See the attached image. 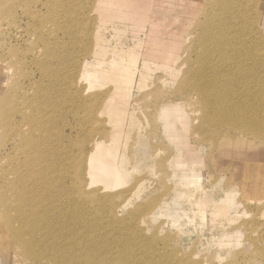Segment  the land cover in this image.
<instances>
[{"label":"bare ground","instance_id":"obj_1","mask_svg":"<svg viewBox=\"0 0 264 264\" xmlns=\"http://www.w3.org/2000/svg\"><path fill=\"white\" fill-rule=\"evenodd\" d=\"M86 3L84 7L89 2ZM65 4L60 3V7ZM90 5L84 8L87 14L82 16L83 21L76 14L81 23L76 18L73 22L74 14H68L75 10L69 9L72 5L60 9L64 14L57 11L63 16L51 15L56 8L50 6L53 12L49 14L54 16L50 17L51 23L47 22L48 28L46 25L41 29L42 33L45 29L46 36H37L45 44H41L43 50L38 48L42 54L33 53L29 60L21 58L22 62L14 60L26 65L27 59L39 77L26 79L27 87H17L19 91L13 85L11 89L6 86L8 91L3 100L0 98V141H4V148L0 143L4 150L0 157V264H153L150 257L160 259L152 246L158 239L151 243L141 237V219L154 215L148 210L150 205L139 207V213L145 211L137 222L133 216L122 220L117 216L118 209H125L128 203L124 193L117 190L132 180V174L147 159L152 143L144 131L153 121V130H160L165 141L175 147H188L190 130L194 141L201 139L200 135L212 141L223 132L226 137L263 142L264 38L259 29V0H92ZM21 9L26 11V7ZM161 14L169 19L155 22ZM79 25L86 39L80 40L85 43L82 58L77 57L81 58L79 62L73 60L74 65L70 63L65 68L66 64L59 61L66 52L58 46L67 45L68 32L74 36ZM16 32V37L21 38L23 32ZM54 35V42H49ZM68 47L65 49H72V45ZM57 48L64 55L60 56ZM68 55L66 62L70 60ZM14 57L8 55L3 62L9 79L18 74ZM52 59L57 62L52 64L54 68L49 64ZM61 68L67 71L61 73ZM167 85L176 87L167 93ZM65 105L68 106L64 108ZM150 108L152 114H146ZM70 112L77 119L78 129L60 121ZM89 125L96 128L87 142V151L82 147L75 158L72 131L75 138L81 132L86 135ZM176 159L171 163L175 182L188 167ZM163 167L161 163L159 168ZM157 169L155 174L161 180ZM208 201L202 198L194 206L202 208ZM230 203L228 200L223 206ZM211 209L207 215L212 223L228 218L231 210ZM181 259L174 256L177 264H191Z\"/></svg>","mask_w":264,"mask_h":264},{"label":"rangeland","instance_id":"obj_2","mask_svg":"<svg viewBox=\"0 0 264 264\" xmlns=\"http://www.w3.org/2000/svg\"><path fill=\"white\" fill-rule=\"evenodd\" d=\"M22 1L23 0H20V1L19 0H9V1L0 0V98H2V96L4 95V92L6 93L7 88L8 89L9 87L10 89L12 88V85L15 88V90L16 89L18 90V88H21V86L25 88L28 85L26 82V79L29 78V81H33L39 77V73H37L38 71H35V67L30 66L29 64L30 62L28 60L30 56L35 55L33 53L41 52L42 54V51H39L38 48L40 50H43L42 47L45 44H43L44 41L40 39L38 40L37 36L39 37L41 35L46 36L45 34L46 32L44 33L45 29L43 30V33L41 29H43V27H46L47 22L50 21L51 23L52 18L50 17H53L54 15H57L58 13H59L58 15L63 16L64 13L61 12L60 9L61 10L67 9L68 5L70 6L72 5L71 7H69V9L71 10L75 9L76 13L74 10V12L71 11L68 14L69 15L74 14L73 15L74 19H72L74 22L75 18L77 17L76 14L81 16L82 18L84 14H87L86 13L87 10L85 9L86 8L88 9V7L91 6L90 4L92 3V0H89V1L88 0H85V1L77 0L80 3L83 1V3L81 4L77 3L76 0H65L66 2L63 0H57L59 3L54 0L52 1L47 0V2L46 0H37V1L36 0H24L23 3ZM86 1H88L89 3L87 2L88 3L87 7H84L86 6L85 5ZM259 1H260V5H259L260 8L258 7L259 12H260L259 29H261V33H262L261 35L264 38V0H259ZM20 2H21V7L18 6ZM36 2H40L42 3L41 5H44V6L41 7V5H39V3H36ZM53 2L54 4L57 2V4H59V7L57 4H55L57 6L55 7ZM26 3H28L29 6ZM60 3H63L65 5H67L68 3V5L67 6L63 5L64 7L61 6L63 7L61 8ZM50 4L52 5L53 8H56L55 12L51 11L52 8H50L51 6ZM8 5L10 7L13 6L14 9L12 8L13 10H11V8ZM16 5L20 9H18ZM22 5L26 7V11L21 9V8L25 9V7H22ZM33 6L36 8H33ZM46 6L48 7L46 8ZM74 6L77 7L78 10ZM82 6H83V10H81ZM27 9L28 10L30 9L29 13ZM46 9L48 12L46 11ZM79 9L81 11H79ZM14 11H16V14L17 13L18 14L16 15ZM43 11L44 13H42ZM49 11L53 12V13L50 12L51 15L54 13L55 14L53 16H50ZM57 11H60L63 14ZM82 11H84L85 13ZM38 13L40 14L41 17L39 16ZM27 14H29V16ZM37 16L39 18H37ZM42 16L44 20L42 19ZM79 16L78 18H76V20L80 19ZM29 17H31L32 19ZM35 18H37L38 20ZM164 18H166V20L167 18L169 19V17L165 16L164 14L158 15L156 17L155 22L157 21L159 23L160 21H163ZM69 20L71 19H68L67 22H69ZM83 20L84 19L82 18L81 21ZM39 21L42 22V26H40L41 22ZM43 21H45L44 24H43ZM78 22L80 21L78 20ZM69 23H66V25H68ZM75 23H77V21ZM9 24L11 25V27ZM25 25L27 27H25ZM49 25L50 24L48 23L47 28ZM79 26L81 27H79V30L77 31L78 33L74 31L73 32L74 36H70L72 35V33L68 32V39L64 38V41L66 39L73 40L74 38L77 37L76 40L79 41V44L81 47L79 46L78 42L75 41L74 39V41H71V42L69 40L71 44L68 41L67 42L65 41L67 45L60 44V46H58L61 51H63L64 53L66 52L65 55L63 52L59 50V48H57L58 50L57 52L60 53V56L61 54L65 56V59L63 58L64 57L63 56L60 61L64 62L67 59L66 55L70 53L74 54V55H71V54L68 55V60L70 59L69 62L65 61L66 63L65 62L61 63L59 61L61 65L66 64L65 66H63L65 68H67V66L70 63H72L73 60H74L73 63H76L75 60H78L77 62H79L80 59L82 58L81 57L83 53L82 51L84 50L83 49L81 50V48H83V45L85 43L83 42L82 44L81 41L82 40L86 41V39L85 38L83 39V36L80 33L81 30L84 29L83 26L82 25H79ZM9 27L12 29H10ZM17 28H19V30H17ZM26 30H28L29 32ZM16 31L20 33L22 32L24 33V34L22 33L21 38L16 37L17 35ZM30 32H32V34ZM58 33L59 34L57 36L60 39H63V37L61 36V33L60 32ZM74 33H76L77 35ZM35 34H39V35L35 36ZM27 35H31V36L27 37ZM50 37H49L50 39L49 42L51 41L54 42L53 40H55V35L54 37L53 36H50ZM31 40H34V42H37L36 45ZM30 41L32 42V44L30 43ZM74 42H77V43H74ZM13 43L14 45H12ZM24 43H26V45ZM262 43L264 45V41H262ZM29 44L32 47L29 46ZM41 44H43L42 47H41ZM70 45H72V49L71 47L70 49H68L69 48L68 46ZM73 45L76 46V47L74 46L76 49H74ZM18 46L19 47L21 46L22 48L21 47L18 48ZM27 46H29L30 48L29 47L25 48ZM66 46L68 47L66 48L67 50L65 49ZM13 47H15L16 49ZM11 48H13L12 51L14 52L13 53L11 51L12 54L10 53V50H9ZM52 48H50L49 50L51 49L54 50L56 47L53 46ZM77 48H79L80 51L77 50ZM31 49L32 51L30 52ZM19 50L20 51L25 50L27 53V56H26V53H24L25 51L20 52ZM68 50L70 51L67 52ZM263 50H264V46H263ZM7 52H8V55H12L13 57L17 54L16 55L17 58L14 57L12 58V60H13L14 65L17 64L19 66V67H16V69H14L16 70L18 74H15L16 75L15 77L11 75L12 78L10 77V79H9L10 74H7L5 71H3V64H4L3 62L8 60ZM17 52L18 53L20 52L21 55L18 54ZM74 56H75V59H74ZM25 57L28 60L24 59L25 61H27V62L25 61L24 62L26 63L27 66L31 67V69L26 67L24 63L18 64L17 63L18 61L14 62L15 59L20 60L22 62L23 59L21 58H25ZM77 57H81V58L78 59ZM49 62L51 66L52 64L56 65L57 63L53 59L50 60ZM73 63L70 65H74ZM51 66H50V69H51ZM19 68L20 69L22 68V70L25 71L26 73L24 74L22 70H20ZM52 68L54 67L52 66ZM28 69H29V72H28ZM61 70H64V69L63 68L60 69L61 73L67 71V70L66 71L65 70L61 71ZM20 72L22 73V75ZM30 72H32L31 75H30ZM23 74L25 75V77ZM26 74L28 77H26ZM15 79H18V81L16 80L15 82L14 81ZM20 79L22 80V82ZM13 82L16 84H14ZM25 84L26 86H24ZM175 87H176L175 85L174 86L167 85V87L165 88V91L168 93L171 90H174ZM0 104L2 105L0 106V110H1L3 108V102L0 101ZM67 104H70V103H67ZM67 106L68 105H65L64 108H66ZM152 111H153L152 108H150L146 110V114H149V113L152 114ZM67 115L69 116H66L65 118L66 120L64 118H63L64 120L63 119L60 120L61 123H63L64 121V123L68 124L69 126L72 123L71 128L72 127L76 128L78 126L77 125L78 123H76V120H77L76 117H74L73 113L71 112L68 113ZM67 120H69L68 123H67ZM60 121H57V125L62 127L64 123L61 124ZM152 123H154V121L151 122V125L147 127V129L144 131L147 134V138L150 139L152 143L150 146L151 151L147 149V152H146L147 159L145 160L144 163L141 164L140 170L132 174L133 176L132 180L128 184L124 185L122 188L117 190V192H123L124 196L128 200V203L125 209L124 208L118 209L119 210L118 215H117L118 220L126 219L128 217L132 218L133 216V219L135 217L136 222H137L140 219L139 215L144 213L145 211L144 210L139 213L138 211L139 207H145V206L150 205L148 207V210L150 212L151 211L154 212V215L152 217H150L151 215L149 217L144 216L141 219V222L144 221V223L142 227L140 226V228H142V230L144 231L143 232L144 235L141 236L143 239L151 243H152V240L155 241L156 239H158L156 242H154L152 246L156 249V254L158 257H160V259L155 260L152 256L150 257L151 262L153 264H177L176 261L174 260V256L175 257L177 256L179 259L182 258L181 260L188 261L191 264H264V139H263V142H257V141H252V140L248 141V140L241 139V137H238V136H234L235 138L233 136L226 137L225 134H222L223 132H219L217 135H215L214 138L212 137L213 139L212 141L210 140V138H207L206 135H200L199 137L201 138L202 136V138L199 139L198 141L197 140L194 141L195 138L193 134H191L192 130H190L186 137L187 138L186 142L188 144V147H185L183 144L182 146L179 145L178 147H175L168 141H165L160 130H153L154 124ZM78 128L79 126L76 129ZM95 128H96L95 126H90V125L86 127L85 131L88 134L85 135L84 132L83 134L81 132L80 133L81 136L80 134L77 136L78 140H77V137L75 138L76 136L75 131L74 130L72 131V139L74 138L73 139L74 147L72 150H74L73 151L74 154L76 153L75 158L77 157L76 156L77 151L79 149H82V147L85 149V151H87L86 150L87 142L88 140H91ZM79 131L80 130H78V132ZM66 133H68V131H66ZM90 133H91V136H90ZM1 134L3 135V132ZM2 135H0V138L2 137L0 140L3 139ZM217 136H218V139H217ZM215 139H217L218 141L217 140L215 141ZM74 140L76 142L78 141L79 142L76 143ZM0 143L3 146L1 147L0 145V147L4 148V145H3L4 141H0ZM210 143H212L213 145H211ZM82 144H85V145H82ZM166 146L168 147L166 148ZM1 148H0V157L3 156V152H4L3 149L1 151ZM152 149H153V152H152ZM161 152H165L164 153L165 155H161ZM151 153L155 155H152ZM176 158L180 160L181 162L187 163L188 167L185 169L186 171L183 174V176L181 178H178V180L175 182V180L173 179L174 169L171 167V163ZM161 163L164 164V167L162 170L159 168V165H161ZM156 166L160 170L157 169ZM249 166L252 168H250ZM156 169H157L156 173L161 174V180L159 178L160 175L157 176L158 174H155ZM250 171H252V174H250ZM158 179L160 180V183L158 182L159 181ZM145 181L147 182L145 183ZM162 183H163V187H162ZM95 188L96 187H93L92 189H95ZM136 188H139V189L136 190ZM173 189H175V193ZM136 191H137V194H135ZM131 193L132 195H130ZM224 195L227 198L225 200L223 197ZM202 198L208 199L209 201L206 204H204L205 206L203 205L202 208L196 209L194 204H199ZM228 200H230L231 203L227 206H223L225 205V202H227ZM117 201L118 203H120L122 200L119 198L117 199ZM211 205L215 210L220 207L221 208L225 207L226 209L231 208V210L228 212V218L220 219L212 223L211 219L209 218V215H207L209 214V211L213 210L211 209L212 208ZM202 216H206V217H204V219H201L200 217ZM133 221L132 222L130 221L131 224H133ZM230 221L232 223H230ZM135 243L137 244L138 242L135 241ZM141 246L145 247V244ZM138 252L140 254L141 252L140 247L138 249ZM14 260L16 259H13V261ZM20 260H23V258H20ZM12 264H15V263H12Z\"/></svg>","mask_w":264,"mask_h":264}]
</instances>
